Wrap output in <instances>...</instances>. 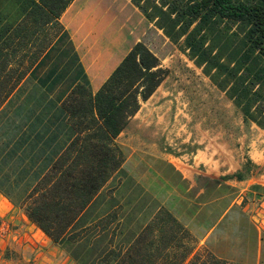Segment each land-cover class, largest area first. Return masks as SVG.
Instances as JSON below:
<instances>
[{
	"label": "crops",
	"instance_id": "crops-1",
	"mask_svg": "<svg viewBox=\"0 0 264 264\" xmlns=\"http://www.w3.org/2000/svg\"><path fill=\"white\" fill-rule=\"evenodd\" d=\"M38 1L0 0V9L13 12L10 18L16 22ZM241 1L249 5L264 4V0ZM163 10L167 11V7ZM138 13L149 23L156 24L159 20V17L149 20L136 0H74L58 19L60 28L50 46L1 107L0 228L7 229L0 235L1 251L15 249L27 263L76 264L30 221L24 203L76 135L64 106L68 95L77 85L88 86L96 93L130 50L142 42L138 38ZM235 23L245 30L241 38L244 49L240 51V60L226 66L224 90L243 116L260 131L263 141L255 151L262 160L255 162V172L252 170L242 180L237 177L232 180L236 193L220 194L216 189L211 199L199 200L206 188L198 189L196 197L188 198L181 196L178 186L173 194L172 190L168 191L179 199L172 201L168 193L167 199H162V207L174 213L195 235L200 249L235 264H264V66L244 62L249 54V27ZM180 28L181 23L176 26L177 30ZM201 29L196 21L181 39L193 37V42L197 39L204 46L202 51H207L204 32L198 38L192 36ZM158 30L165 32L162 26ZM250 58L264 57L255 51ZM165 170L170 173L161 174L162 185L167 181L171 186L172 180L190 183L184 193L198 188L201 178L216 179L196 166L166 163ZM101 194L77 221V226L84 225L82 222L88 213L89 222L94 223L116 209L114 204L106 207L99 203Z\"/></svg>",
	"mask_w": 264,
	"mask_h": 264
},
{
	"label": "trees",
	"instance_id": "trees-1",
	"mask_svg": "<svg viewBox=\"0 0 264 264\" xmlns=\"http://www.w3.org/2000/svg\"><path fill=\"white\" fill-rule=\"evenodd\" d=\"M73 1L39 0L16 22L10 18L11 11L0 9V109L50 46L60 28L58 19ZM136 2L149 20L159 17L157 26L169 35L181 23L177 38L196 21L201 26L213 19L245 23L249 54L244 62L251 61L255 51L264 57V4L241 0ZM192 38L186 39L192 55L208 62L209 53ZM215 58L211 67L223 73L226 68L219 64L220 56ZM169 74L160 58L139 42L96 93L77 85L64 102L76 135L24 207L30 221L76 264H235L200 249L198 239L164 207L127 242L118 241L115 230L109 235L117 223L115 211L90 226H77L98 195L123 171L126 154L119 138ZM236 177L243 179L241 174Z\"/></svg>",
	"mask_w": 264,
	"mask_h": 264
},
{
	"label": "rangeland",
	"instance_id": "rangeland-1",
	"mask_svg": "<svg viewBox=\"0 0 264 264\" xmlns=\"http://www.w3.org/2000/svg\"><path fill=\"white\" fill-rule=\"evenodd\" d=\"M150 23L138 13V38L160 58L170 74L157 92L142 104L137 119L119 138L126 162L123 171L110 181L99 198V203L106 207L117 206L114 211L118 224L109 229V235L115 230L118 241L124 242L135 236L162 208V199H167L168 193L172 201L179 199L172 195L178 186L181 196L188 198L196 197L198 189L206 188L199 200L211 199L216 189L220 194H233L236 187L231 184L232 180L238 174L246 178L252 170L256 171L255 162L262 160L255 151L257 144L263 141L260 131L225 93L223 75L226 70L221 73L210 65L217 62L216 56H220L219 64L224 68L239 59L244 49L241 38L245 30L235 22L218 19L201 26L194 37L204 32V45L209 53L206 60L209 61L200 62L199 57L192 55L186 38L175 36L179 30L175 28L169 35L159 32L158 26ZM252 63L255 67L264 66V58L251 59ZM166 163L196 166L203 173L215 175L216 179L201 178L198 188L184 193L190 183L172 180L171 186L167 181L162 185L161 174L170 173L163 171ZM89 220L88 213L82 222L84 225L79 227L92 225ZM2 252L0 250V264H34L20 258L15 249Z\"/></svg>",
	"mask_w": 264,
	"mask_h": 264
},
{
	"label": "built area",
	"instance_id": "built-area-1",
	"mask_svg": "<svg viewBox=\"0 0 264 264\" xmlns=\"http://www.w3.org/2000/svg\"><path fill=\"white\" fill-rule=\"evenodd\" d=\"M7 232V229L5 227L0 228V235L3 236Z\"/></svg>",
	"mask_w": 264,
	"mask_h": 264
}]
</instances>
